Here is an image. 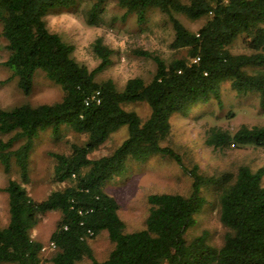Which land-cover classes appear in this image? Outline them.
Here are the masks:
<instances>
[{"label": "trees", "instance_id": "trees-1", "mask_svg": "<svg viewBox=\"0 0 264 264\" xmlns=\"http://www.w3.org/2000/svg\"><path fill=\"white\" fill-rule=\"evenodd\" d=\"M88 26H101L109 0H0L2 35L9 52L4 65L25 94L33 88L37 71L63 90L61 101L32 106L24 104L0 109V164L10 174L15 165L21 182L9 179V222L0 220V264H42V243L31 231L42 216L59 212L61 219L50 242L57 248L50 264H264V169L246 165L237 171L205 174L198 166L188 167L182 155L165 145L177 115L187 116L192 108L217 98L223 82L239 94L256 93L264 106V0H118L139 23L148 9L166 14L172 23L173 49H188V58L167 64L159 56L141 52L156 64L149 83L141 78L127 81L119 90L113 80L96 81V74L112 63V50L98 38L93 51L100 60L90 71L73 57L74 47L47 27L46 15L57 8L81 7ZM192 21L207 18L191 31L174 14ZM243 37L250 54H233L230 47ZM129 103H146L149 116L143 120L124 108ZM63 127L85 135L84 144H72L69 154H52L53 181L68 183L37 201L25 185L30 182L29 159L34 140L51 129L57 136ZM126 128L127 137L107 156L90 154L111 134ZM206 144L214 150L230 146L264 147V126H241L231 133L210 128ZM172 159L191 179V191L153 194L146 227L126 232L119 204L105 187L126 174L130 163L150 157ZM215 198L222 224L227 229L217 248L207 233L186 238L195 216ZM107 232L114 249L104 261L94 258L88 243Z\"/></svg>", "mask_w": 264, "mask_h": 264}, {"label": "rangeland", "instance_id": "rangeland-1", "mask_svg": "<svg viewBox=\"0 0 264 264\" xmlns=\"http://www.w3.org/2000/svg\"><path fill=\"white\" fill-rule=\"evenodd\" d=\"M87 5V2L83 1L78 9L51 10L45 20L50 31L59 34L63 41L74 47L73 57L90 71L96 69L100 63L93 51V44L98 38L112 50L111 65L96 74V81L111 79L119 90L133 78H141L145 83H149L155 75L156 64L151 58L142 56L141 52L159 56L167 64L174 59L188 58V49L171 48L175 36L173 26L168 16L160 10L148 9L145 21L139 23L135 14H128L119 6L118 0H109L102 14V25L91 27L85 23L84 18ZM174 16L191 31H197L207 20L203 18L192 21L178 13ZM243 40V37L238 38L230 47L233 54L251 53ZM6 45L0 23V109L9 110L24 104L38 106L61 101L63 90L50 81L43 71L35 73L33 88L29 94L20 90L17 78H13L4 65L9 55ZM124 108L136 112L143 120L150 114L146 103H129L125 104ZM244 125L264 126V106L260 104L256 93L239 94L229 82H223L217 98L192 108L185 117L177 115L173 118L172 131L165 145L182 155L188 167L198 166L199 171L205 174L220 171L235 173L242 165L250 167L253 171L264 169V147L230 146L223 150H214L206 144V133L210 128L216 127L234 133ZM126 137V128L114 132L90 154V158L110 155ZM86 140L85 135L78 134L68 127H63L57 136L51 129L40 133L34 140L30 154V182L25 185L33 199L42 201L53 191L68 186V183L59 184L53 181L55 160L52 154H69L72 144H84ZM10 178L21 182L18 168L13 165L8 175L0 164L2 226L8 224L10 217L8 194L5 192ZM105 191L117 200L125 231L135 232L146 227L150 195L168 193L187 196L191 191V179L172 159L153 156L143 162L130 163L126 174L108 182ZM60 219L59 212H49L42 216L38 225L31 231L32 238L43 245L41 253L44 264H50L49 261L57 251L50 242V237ZM195 219L196 223L187 230L186 238L191 240L207 233L208 242L217 248L221 247L227 229L221 222L220 209L215 198H209L208 204ZM88 243L98 261L106 260L114 249V243L105 231L95 238H89ZM79 264H91V261L86 259Z\"/></svg>", "mask_w": 264, "mask_h": 264}, {"label": "built area", "instance_id": "built-area-1", "mask_svg": "<svg viewBox=\"0 0 264 264\" xmlns=\"http://www.w3.org/2000/svg\"><path fill=\"white\" fill-rule=\"evenodd\" d=\"M53 245V244H52ZM54 246V245H53ZM55 247V246H54ZM42 264H44L43 262H42Z\"/></svg>", "mask_w": 264, "mask_h": 264}]
</instances>
